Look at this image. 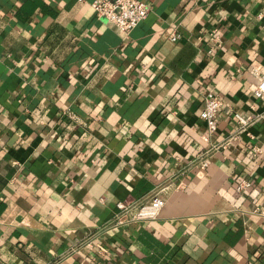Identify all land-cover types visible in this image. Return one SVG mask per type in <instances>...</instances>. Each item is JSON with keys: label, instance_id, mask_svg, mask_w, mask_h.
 Returning a JSON list of instances; mask_svg holds the SVG:
<instances>
[{"label": "crops", "instance_id": "1", "mask_svg": "<svg viewBox=\"0 0 264 264\" xmlns=\"http://www.w3.org/2000/svg\"><path fill=\"white\" fill-rule=\"evenodd\" d=\"M92 1L0 0V264H264V0Z\"/></svg>", "mask_w": 264, "mask_h": 264}, {"label": "built area", "instance_id": "2", "mask_svg": "<svg viewBox=\"0 0 264 264\" xmlns=\"http://www.w3.org/2000/svg\"><path fill=\"white\" fill-rule=\"evenodd\" d=\"M91 7L97 14L112 23L115 27L128 34L135 26L141 23L149 13V5L142 0H93ZM215 44L219 45L220 37L211 31ZM178 38L177 34L171 35V39ZM213 47L207 50V54L211 55ZM256 96H264V74L253 89ZM222 105L220 95L214 89H208L203 94V106L200 111V118L205 123V132L201 135L204 142H209L215 135L218 123L217 113ZM233 116L241 125H247L251 122V116H243L239 113H234ZM207 166L206 157L201 159V167ZM251 185L248 179H241L237 184V191L241 192ZM164 204L163 199L157 194H151L144 202L140 203L134 210V218L137 221L150 220L157 217L160 209ZM118 209H123L124 204L116 203ZM101 252H105L104 246L98 245Z\"/></svg>", "mask_w": 264, "mask_h": 264}]
</instances>
